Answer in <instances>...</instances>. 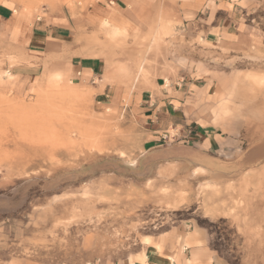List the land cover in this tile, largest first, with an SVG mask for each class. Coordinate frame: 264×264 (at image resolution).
Here are the masks:
<instances>
[{
    "label": "rangeland",
    "instance_id": "obj_1",
    "mask_svg": "<svg viewBox=\"0 0 264 264\" xmlns=\"http://www.w3.org/2000/svg\"><path fill=\"white\" fill-rule=\"evenodd\" d=\"M93 1L0 0V264H115L146 237H202L216 264H264V40L206 42L205 25L160 10L90 27ZM60 26L62 48L36 53L31 34ZM79 59L98 60L91 80L70 77ZM180 79L209 89L190 120L254 151L246 170L213 176L143 153L132 94ZM181 139L169 131L159 150Z\"/></svg>",
    "mask_w": 264,
    "mask_h": 264
},
{
    "label": "crops",
    "instance_id": "obj_2",
    "mask_svg": "<svg viewBox=\"0 0 264 264\" xmlns=\"http://www.w3.org/2000/svg\"><path fill=\"white\" fill-rule=\"evenodd\" d=\"M158 10L159 15L174 18L183 28L205 25L206 42L234 49L264 40V0H94L84 17L90 27L108 23L123 28L131 14L140 16L149 11L150 16H157ZM68 37L67 26H60L31 34L29 43L36 47V53L55 55L53 47L62 48ZM97 69L98 60H73L69 75L85 82L95 76ZM181 81L133 92L129 111L138 116L144 135L143 153L175 159L213 176H231L246 170L254 162L255 153L244 148L240 138L190 120L205 110L209 89H205V84L198 87L182 85ZM169 131L182 138L181 144L164 152L159 149ZM144 241L146 247L140 252L115 264H216L202 237L197 239L198 244L190 243H195V238H186L183 241L187 246L183 248L172 241L158 243L149 237Z\"/></svg>",
    "mask_w": 264,
    "mask_h": 264
},
{
    "label": "bare ground",
    "instance_id": "obj_3",
    "mask_svg": "<svg viewBox=\"0 0 264 264\" xmlns=\"http://www.w3.org/2000/svg\"><path fill=\"white\" fill-rule=\"evenodd\" d=\"M96 138V137H95ZM124 156V155H123Z\"/></svg>",
    "mask_w": 264,
    "mask_h": 264
}]
</instances>
